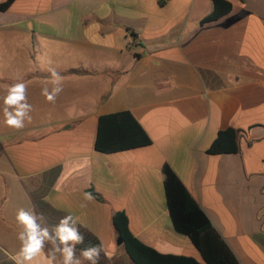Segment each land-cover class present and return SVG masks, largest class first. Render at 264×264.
<instances>
[{"label":"crops","instance_id":"1","mask_svg":"<svg viewBox=\"0 0 264 264\" xmlns=\"http://www.w3.org/2000/svg\"><path fill=\"white\" fill-rule=\"evenodd\" d=\"M230 2L190 32L194 0H15L0 10V95L22 82L32 105L24 128L0 129V248L18 251L17 210L34 207L50 230L79 217L77 255L97 241L111 256L99 264H135L113 222L123 211L145 244L202 260L173 227L169 165L239 264H264V0ZM50 69L62 78L55 102L42 95ZM126 109L152 143L96 150L99 117ZM228 127L240 150L210 154ZM0 264L14 262L0 253Z\"/></svg>","mask_w":264,"mask_h":264},{"label":"trees","instance_id":"2","mask_svg":"<svg viewBox=\"0 0 264 264\" xmlns=\"http://www.w3.org/2000/svg\"><path fill=\"white\" fill-rule=\"evenodd\" d=\"M14 1L0 2V10H7ZM231 8L230 0H194L184 32H190L207 22L221 18L229 13ZM239 135V130L233 127L221 129L208 152L210 154L238 152ZM151 143V136L131 110L106 113L99 117L96 150L110 153ZM164 174L167 206L173 227L191 239L200 251L202 260L182 254L163 253L145 244L130 231L128 215L123 211H117L113 215V222L132 261L135 264H239L233 251L176 172L169 165H165Z\"/></svg>","mask_w":264,"mask_h":264},{"label":"clouds","instance_id":"3","mask_svg":"<svg viewBox=\"0 0 264 264\" xmlns=\"http://www.w3.org/2000/svg\"><path fill=\"white\" fill-rule=\"evenodd\" d=\"M51 72V90L48 87L42 89V95L48 102H55L56 97L63 90L62 78L55 71ZM6 94L3 100V123L14 129H22L25 122H31L32 105L27 99V85L14 83L5 85ZM94 197L90 192L84 194L85 201H92ZM45 201L51 203L47 197ZM55 207L54 204H52ZM86 205H81L85 207ZM16 222L20 227L18 233L19 249L12 255L7 250L0 248V253L12 260L14 264H99L101 252L106 259H111L110 254L104 248L103 243L90 245L76 253V245L84 243V236L80 227H85L79 217L72 214L63 216L50 230L42 224L44 217L38 214L34 207L19 208L16 213ZM47 249V250H46Z\"/></svg>","mask_w":264,"mask_h":264},{"label":"rangeland","instance_id":"4","mask_svg":"<svg viewBox=\"0 0 264 264\" xmlns=\"http://www.w3.org/2000/svg\"><path fill=\"white\" fill-rule=\"evenodd\" d=\"M6 94V91L4 90V91H2V93H1V95H0V116H2L3 117V112H2V107H3V100H2V97L4 96ZM27 99H28V103H29V95H28V93H27ZM3 119H4V117H3ZM0 129H6L8 126H6L3 122H2V120L0 119Z\"/></svg>","mask_w":264,"mask_h":264},{"label":"built area","instance_id":"5","mask_svg":"<svg viewBox=\"0 0 264 264\" xmlns=\"http://www.w3.org/2000/svg\"><path fill=\"white\" fill-rule=\"evenodd\" d=\"M126 42H127L128 47H131L132 44H133V39L128 38V39L126 40Z\"/></svg>","mask_w":264,"mask_h":264},{"label":"water","instance_id":"6","mask_svg":"<svg viewBox=\"0 0 264 264\" xmlns=\"http://www.w3.org/2000/svg\"><path fill=\"white\" fill-rule=\"evenodd\" d=\"M119 240H120V242H121V241H123V239H122V237H121V236H119Z\"/></svg>","mask_w":264,"mask_h":264}]
</instances>
